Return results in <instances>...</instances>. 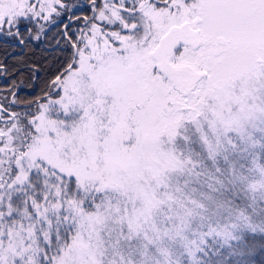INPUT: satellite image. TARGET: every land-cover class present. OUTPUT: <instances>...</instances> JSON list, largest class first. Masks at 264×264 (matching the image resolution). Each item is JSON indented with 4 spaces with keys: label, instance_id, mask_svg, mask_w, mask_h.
Wrapping results in <instances>:
<instances>
[{
    "label": "snow or ice",
    "instance_id": "snow-or-ice-1",
    "mask_svg": "<svg viewBox=\"0 0 264 264\" xmlns=\"http://www.w3.org/2000/svg\"><path fill=\"white\" fill-rule=\"evenodd\" d=\"M0 264H264V0H0Z\"/></svg>",
    "mask_w": 264,
    "mask_h": 264
}]
</instances>
